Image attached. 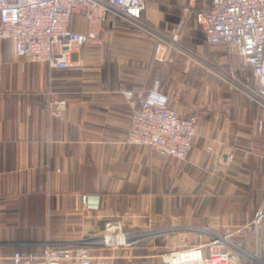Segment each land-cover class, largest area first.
<instances>
[{
    "label": "crops",
    "instance_id": "0c3cea01",
    "mask_svg": "<svg viewBox=\"0 0 264 264\" xmlns=\"http://www.w3.org/2000/svg\"><path fill=\"white\" fill-rule=\"evenodd\" d=\"M188 2L146 0L145 26L167 40L181 26L180 47L189 54L164 65L154 58L156 39L114 15L102 23L100 43L77 50L67 70L27 63L0 41V264L46 243L83 241L64 238L67 230L96 242L109 221L120 222L129 245L93 247L97 264H162L160 254L196 245L199 235L235 233L237 245L250 238L246 226L264 205V111L203 77L227 58V69L240 68L239 58L225 46L210 48L195 23L211 0H194L183 19ZM71 28L85 31L82 12ZM241 71L240 82L249 74L242 64ZM154 81L180 117L200 116L184 161L125 143L134 107L123 93ZM84 195L97 208L81 206ZM39 229L61 232L42 239L32 232ZM245 249L254 254L252 240Z\"/></svg>",
    "mask_w": 264,
    "mask_h": 264
},
{
    "label": "built area",
    "instance_id": "2783aa9c",
    "mask_svg": "<svg viewBox=\"0 0 264 264\" xmlns=\"http://www.w3.org/2000/svg\"><path fill=\"white\" fill-rule=\"evenodd\" d=\"M194 0L183 10V19ZM146 0H0V41H9L15 56L27 63H45L50 69L67 70L72 67V55L86 44H99L101 25L114 15L123 23L156 39L154 58L159 64L172 60V53L186 52L175 44L181 26L167 40L156 37L142 22ZM82 12L85 19L83 33L72 30L74 14ZM195 23L200 27L205 43L210 47L225 46L239 58L249 72L242 82L235 77L219 80L235 89L246 100L264 110V0H211L208 10L197 12ZM182 24V22H181ZM159 82L151 88L123 95L133 104V112L125 143L149 148L162 158L184 161L199 132V118L180 117L171 107L167 96L161 93ZM56 110L64 109V102L55 103ZM264 127L258 122V131ZM232 154H229V159ZM86 208H97L89 197L81 196ZM250 238L241 245L233 242L235 233L215 235L207 241L198 236V244L184 246L159 255L162 264H235L237 257L244 264H264V205L251 222ZM111 237L110 242L105 237ZM252 240L255 252L249 254L245 246ZM129 245V235L119 222L105 225V233L96 242L46 243L38 254L15 252L1 259L8 264H97L93 247L119 248Z\"/></svg>",
    "mask_w": 264,
    "mask_h": 264
},
{
    "label": "rangeland",
    "instance_id": "374dc122",
    "mask_svg": "<svg viewBox=\"0 0 264 264\" xmlns=\"http://www.w3.org/2000/svg\"><path fill=\"white\" fill-rule=\"evenodd\" d=\"M197 1V3H199L200 5L201 4H208V2L210 1V0H196ZM175 44H178L179 46H185L183 43H182V38L180 37V32H179V34H178V36H177V39H176V42H175ZM186 47V46H185ZM214 48V47H213ZM219 48H224V47H222V46H219ZM179 49L180 48H178V50L177 51H174L173 53H172V55H173V60H179V59H184V60H187L188 58H187V56L189 55L187 52H182V53H180L179 52ZM236 58V57H235ZM225 61H227L226 63H224L223 65H222V67H223V69H217V70H215V69H207V70H204L205 72H204V74H203V77L204 78H206V79H208L210 82H212L214 85H216V86H218L219 87V82H221V83H223L224 85H226V86H229V85H227L226 83H224V82H222L221 80H219V77H218V75H220V76H222L223 78H228V77H231V74H230V72H231V70L230 69H227V67L229 66V64H227V63H229L230 61H229V58H227V60H225ZM238 67H240V68H236L235 70H234V72H235V77L237 78L238 76H239V73H242V72H244V71H241V63H240V61H239V59H238ZM161 65H164V64H161ZM244 73H246V72H244ZM230 87V86H229ZM232 90L233 91H235V92H237L235 89H233L232 88ZM237 93H239V92H237ZM255 105V104H254ZM256 106V105H255ZM258 107V106H257ZM259 108V107H258ZM260 110H262L261 108H259ZM262 111H264V110H262ZM194 115H196L198 118H199V121H200V116L199 115H197V114H194ZM199 124H200V122H199ZM199 129H200V125H199ZM81 198V197H80ZM79 201H80V199H79ZM213 202H214V200H213ZM80 205L81 206H83V207H85L82 203H81V201H80ZM210 215V214H209ZM211 215H215V214H211ZM109 222H111V221H109ZM116 222H118V221H116ZM108 223V222H107ZM106 223V224H107ZM120 223V222H119ZM105 224V225H106ZM123 230V229H122ZM67 231H73V232H71L70 234H69V236H65L64 238H78L79 237V239H81V240H84V239H87L88 237H82V238H80V236H81V230H67ZM32 232H33V234H39V236H41L42 237V239H44V238H57V236H58V234L61 232V230H56V229H39V230H32ZM36 232V233H35ZM104 233H105V227H104V229H103V234L102 235H104ZM109 249H112V248H109ZM93 254L95 255V256H97V254H95L94 253V251H93ZM4 263V262H3Z\"/></svg>",
    "mask_w": 264,
    "mask_h": 264
},
{
    "label": "bare ground",
    "instance_id": "6f19581e",
    "mask_svg": "<svg viewBox=\"0 0 264 264\" xmlns=\"http://www.w3.org/2000/svg\"><path fill=\"white\" fill-rule=\"evenodd\" d=\"M110 240H111V237H108V236L105 237V241H106V242H110Z\"/></svg>",
    "mask_w": 264,
    "mask_h": 264
},
{
    "label": "trees",
    "instance_id": "16d2710c",
    "mask_svg": "<svg viewBox=\"0 0 264 264\" xmlns=\"http://www.w3.org/2000/svg\"><path fill=\"white\" fill-rule=\"evenodd\" d=\"M210 47V46H209ZM219 47V46H218ZM210 48H212V47H210Z\"/></svg>",
    "mask_w": 264,
    "mask_h": 264
}]
</instances>
